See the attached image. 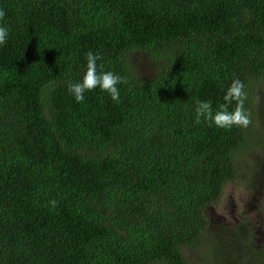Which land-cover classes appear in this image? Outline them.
<instances>
[{
    "label": "trees",
    "instance_id": "trees-1",
    "mask_svg": "<svg viewBox=\"0 0 264 264\" xmlns=\"http://www.w3.org/2000/svg\"><path fill=\"white\" fill-rule=\"evenodd\" d=\"M0 9L9 29L0 264H192L189 254L219 252L209 213L239 181L238 157L264 146L255 130L264 0H0ZM88 52L98 71L121 76L119 102L99 87L82 103L69 92ZM135 53L158 73L142 77ZM237 79L249 124L197 122L198 103L215 111ZM246 256L239 264L264 262V249Z\"/></svg>",
    "mask_w": 264,
    "mask_h": 264
},
{
    "label": "rangeland",
    "instance_id": "rangeland-1",
    "mask_svg": "<svg viewBox=\"0 0 264 264\" xmlns=\"http://www.w3.org/2000/svg\"><path fill=\"white\" fill-rule=\"evenodd\" d=\"M132 58L142 77L152 78L158 73L159 65L148 55L135 53ZM256 113L255 130L264 137V79L258 93ZM238 166L239 181L229 188L222 207L209 213L207 239L214 241L213 247L219 245V252L213 254L210 248H205L201 253L189 254L192 264H239L242 257H247L246 253L250 256L254 250L264 249V146L239 156ZM249 231L253 233L249 234ZM208 253L217 258L209 262L212 257H208Z\"/></svg>",
    "mask_w": 264,
    "mask_h": 264
},
{
    "label": "clouds",
    "instance_id": "clouds-1",
    "mask_svg": "<svg viewBox=\"0 0 264 264\" xmlns=\"http://www.w3.org/2000/svg\"><path fill=\"white\" fill-rule=\"evenodd\" d=\"M5 15V11L0 9V21L3 20ZM8 35V27L0 23V45L6 42ZM98 60H100L98 54L88 52L86 54V70L83 73L82 80L69 85V92L77 103H82L85 100L86 91L97 87L106 91L112 101L119 102L120 89L118 85L123 82L122 78L112 71H98ZM243 87V84L238 79L233 80L223 96L224 103L220 104L215 111H213L210 102H199L195 109L197 122H199L200 118H203L213 122L220 128H230L233 125L247 126L249 118L243 108ZM233 101L237 102V106L234 110L229 111V106Z\"/></svg>",
    "mask_w": 264,
    "mask_h": 264
}]
</instances>
